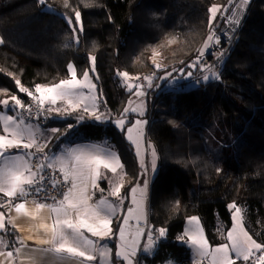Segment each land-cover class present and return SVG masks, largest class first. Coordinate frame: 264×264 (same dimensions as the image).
<instances>
[{
	"label": "trees",
	"instance_id": "16d2710c",
	"mask_svg": "<svg viewBox=\"0 0 264 264\" xmlns=\"http://www.w3.org/2000/svg\"><path fill=\"white\" fill-rule=\"evenodd\" d=\"M70 2L81 12L83 31L75 34L78 43L65 19L74 13L63 6V0H47L51 10L38 0L0 1L4 40L0 90H7L0 91V99L12 95L25 99L14 77L34 91L36 84L53 85L69 78V63L80 77L90 70L111 116L78 120L72 114L54 123L61 125L58 134L73 125L70 129L87 139H109L125 165L122 193L129 196L141 177V167L125 130L114 121L124 114L134 90L129 91L117 70L133 77L152 75L147 137L158 149L159 162L151 183L150 223L156 231L165 228L166 236L152 254H141L139 264H161L171 258L190 264L191 250L178 240L187 217H201L210 240L216 242L218 226L227 229L233 223L228 207L233 202L245 208L248 228L264 244V0L247 4L230 49L210 72L199 67L208 51L203 50L196 67L191 65L207 36L222 29L239 0L231 4L229 0ZM212 4L220 5L221 11L210 27ZM173 36L177 42L169 45ZM152 45L162 53L163 69L152 64ZM89 54L96 57L94 72ZM211 122L217 124L225 148L217 157L207 139L206 123ZM119 226L115 221L114 234ZM114 259L115 264H124L116 255Z\"/></svg>",
	"mask_w": 264,
	"mask_h": 264
},
{
	"label": "snow or ice",
	"instance_id": "6c2138e0",
	"mask_svg": "<svg viewBox=\"0 0 264 264\" xmlns=\"http://www.w3.org/2000/svg\"><path fill=\"white\" fill-rule=\"evenodd\" d=\"M232 0H229L231 4ZM38 3L47 5V0H38ZM249 0H240L239 7H244ZM65 8H72L74 16L65 15L73 34L75 42H79L77 31H83L81 12L78 8L72 7L70 0H63ZM88 5L86 4L85 7ZM210 13L209 26L221 11V6L212 4L208 9ZM226 11V9H225ZM230 22L239 24L238 18L228 17ZM73 21L76 23L74 24ZM215 40L219 43V38L214 32L207 36L196 61L192 67L197 66V62L203 55V50L209 47ZM177 37L173 36L168 40V44H175ZM4 43L0 37V44ZM161 55L153 49L152 62L156 68L163 65L157 62L156 57ZM222 55V53H221ZM91 70L95 71L96 57L89 54ZM206 70H211V65H201ZM70 78L60 80L53 85L36 84L35 90L30 91L15 78V84L19 86L21 93H26L37 105V117L41 112L57 113L60 115H70L72 112L83 107V111L90 112L96 120L106 119L102 113H98L97 97L94 93L95 84L92 83L89 71L85 69L82 77H77L76 66L72 63L68 65ZM117 74L124 78L125 85L129 89L136 88V95L143 97L146 93L142 90V84L130 83L132 80H139L140 76L133 77L127 71L117 70ZM8 75H13L8 73ZM169 76L171 73L168 74ZM192 75L191 72L188 73ZM144 80L148 81V87L152 86V75H145ZM208 80V76L203 77ZM82 89H88L85 94ZM7 92V90H0ZM63 101L68 107H51L57 101ZM11 101V104H10ZM129 100L128 107L123 109L126 115L129 111L139 112L143 115V101L138 107H132ZM45 104L50 105L45 109ZM0 105L12 111L21 109L32 115V104L25 105L16 95L10 98L0 99ZM78 120H83L84 116H78ZM115 123L124 128L126 119L124 116L117 119ZM147 124L146 120L137 119L132 127L127 129V138L136 146L137 155L140 156V164L143 173L149 171L144 164L141 154V142L143 139V127ZM0 234L12 232L16 234L12 237L19 246H10V242L0 235V264H52V262H64V264H112V249L99 241L113 236V218L120 215L123 211V202L128 196H122L121 190L124 187L123 164L120 162L119 155L111 150L93 151L84 148H69L59 156L49 157L45 153L48 141L43 143L37 136L38 129H34L30 123H25L23 112L16 115H8L0 111ZM69 128L73 125H68ZM53 133L59 129H52ZM135 132V136L133 133ZM12 150H23L22 154H13ZM38 156V163L31 162V157ZM152 162L151 171H156L157 154L155 148L151 151ZM53 170V176L49 178L52 189L59 188L60 198L56 196L44 195L42 174L44 169ZM58 169L62 174L61 179L54 178L55 170ZM105 170V171H102ZM111 173L113 179H109L110 185L107 194L100 188L99 181L107 179V174ZM99 191L100 199L92 203V199ZM148 180L141 185L139 182L131 188V203L134 207L127 209V215L123 217L122 223L118 228L119 246L116 256L125 261L126 264H135V257L140 250L139 241L144 235L143 228L139 227L143 219L146 223V212L144 202L147 199ZM31 197V200H29ZM110 197H114L115 201ZM7 198V199H4ZM14 201H17L14 203ZM51 201V202H49ZM175 207L179 208V201ZM233 209V224L227 232V243L212 246L199 224V218L192 216L188 218L189 225L195 224V228L186 230L185 235L178 237V240L188 244L195 254L194 264H237L238 261L249 262L251 264H264V244L258 243L247 232L243 225L242 209L235 202L228 205ZM13 212L15 215H13ZM46 213V214H45ZM20 218H26L34 223L30 226V231L34 230L42 236L20 235L23 231L21 225L17 223ZM135 219L137 227L135 234L128 232L129 220ZM86 233L90 234L87 235ZM131 236V238H130ZM166 236V229L160 228L156 237L149 232L147 234L148 243L144 245V251H151L157 244V238ZM187 237V239H186ZM96 238V239H94ZM35 239V246L28 244L29 240ZM257 253H261L257 255Z\"/></svg>",
	"mask_w": 264,
	"mask_h": 264
},
{
	"label": "crops",
	"instance_id": "0c3cea01",
	"mask_svg": "<svg viewBox=\"0 0 264 264\" xmlns=\"http://www.w3.org/2000/svg\"><path fill=\"white\" fill-rule=\"evenodd\" d=\"M239 5H240V3L236 4V6H235L237 8L236 17L239 20H242L244 15H245V11L243 12L242 10H239V9L243 8V7L242 8L239 7ZM0 37H1V35H0ZM212 44H213V42H212ZM212 44H209V47L207 49H204V51L207 52L208 50H210ZM139 80H140V82L142 81L141 78ZM101 103L102 102L100 100V104ZM10 104H11V101H10ZM133 104L134 105L137 104V101L136 100L133 101V103L131 105L132 107H133ZM45 105L47 107L50 106L48 104H45ZM51 107H57V106L53 105ZM2 111L5 112L8 115H16L18 113L17 109L15 111H12L9 108H4V107H3ZM82 112H84V111L83 110H79L78 112L77 111L76 112H72L70 115H72V114L75 115L76 114L78 116H81ZM131 112L132 111H129L127 114H130ZM86 114H88V113H86ZM70 115H60V114H57V113H47V121L45 123H42V124L41 123L38 124V123H35L33 121H29V120H25V119L24 120H25V123L32 124L34 129H38V131H37L38 138L42 137L43 139L48 141V143L52 147L51 157L59 156V155L65 153V151L67 149H69V148H84V149L93 150V151L111 150V151H114L115 153H117L119 155L120 162L124 166L123 167V172L125 173V165H124V163H123V161L121 159L119 151L117 150L115 145L110 142L109 139H104V140H101V141L87 139L83 134L76 133L75 132V128H72V129L68 128V130L62 129V131L59 134H58V132L53 133L51 131L52 129H59L60 130V128H61V125H58L57 123H54L55 121L64 120ZM56 116H58L59 118L57 117V118L54 119V117H56ZM117 118H120V117H117ZM84 119L86 120V117H84ZM0 134H2V132H0ZM12 152H13V154H22L23 150H12ZM102 171H105V170L102 169ZM141 174H142V170H141ZM110 177L113 179L112 174L108 173L107 174V179H101L98 182L100 188H103L105 190V193H104L105 195L107 194V192L109 190V187H110V185L108 183V180H109ZM125 179L126 178L124 176V184H125ZM144 180H146V175H144V177H140L138 182L140 183L141 181H144ZM149 180H150V191L149 192H151V183H152L153 177L149 178ZM122 190H121V195L124 196L123 193H122ZM100 196H101L100 192L96 191V194L93 197L91 202L95 203L97 200L100 199ZM110 199L115 201L114 197H110ZM131 206H132V204H131V196L129 195L128 199H125L124 202H123V211L120 213V215H118L117 217L113 218V222H112V225H111L112 228H113V236L111 238H107L105 240L99 241V243L106 244L109 248L112 249V264H115L114 257L116 255V252L118 250V246H119V243H120L119 237H118V232L116 234H114V222L115 221H119V223L121 224L122 220H123V217L127 215V209L129 207H131ZM147 206H149L148 207V221L145 223V225L144 224H141V225L139 224V227L143 228V230H144V235L140 238V241L143 240L144 242H147V234L149 233V230H148L149 226L148 225H149V219H150V196H149V203H148V205L146 204V207ZM0 211H5L6 212V210H4V209H0ZM13 215H15L14 212H13ZM17 223L20 224L21 228L23 229V231L21 233H19L20 235H23L24 237H28L29 235H33V236L40 235V236H42V234H37L34 230H32V231L29 230L30 226L32 224L39 223V221L32 222V221H29L26 218H20V219L17 220ZM136 227H137L136 220L135 219H130L129 220V225H128V232L131 233L132 235H134L135 231H136ZM10 233H11L10 234L11 238L16 234L15 232H12L11 229H10ZM86 234L90 235L88 233H86ZM114 235H116V238H115ZM130 238H131V236H130ZM94 239H96V238H94ZM12 240L15 243V246H19L18 243L13 238H12ZM28 244L30 246L34 247L35 246V239L29 240ZM113 244H115V246ZM154 249H155V247L151 251H148L147 253H145L146 251H142V253L143 254H152ZM142 253H141V249H140V251H139L140 255L138 256V258L137 259H136V257L134 258L135 261H136V264H139V258H140ZM117 258H119V257H117ZM121 261H123V260H121ZM123 262H124V264H126L125 261H123ZM166 262L161 263V264H165ZM52 264H64V262H52ZM93 264H97V262H93Z\"/></svg>",
	"mask_w": 264,
	"mask_h": 264
},
{
	"label": "rangeland",
	"instance_id": "374dc122",
	"mask_svg": "<svg viewBox=\"0 0 264 264\" xmlns=\"http://www.w3.org/2000/svg\"><path fill=\"white\" fill-rule=\"evenodd\" d=\"M1 1V0H0ZM240 3V2H239ZM46 8L47 9H49L50 10V8L49 7H47L46 6ZM239 10H242L243 12L245 11V14H246V12H247V5H245L242 9H239ZM236 13H237V8L234 6V8L232 9V14H231V17H233V18H237L236 17ZM245 16V15H244ZM227 20H228V18H227ZM243 20V19H242ZM242 20H240V23H241V21ZM230 22V21H229ZM239 23V24H240ZM225 24H226V22H225ZM224 24V25H225ZM229 24V23H228ZM230 24L233 26V29H237V27L239 26V24H235V23H233V22H230ZM233 39V38H232ZM232 41V40H231ZM153 49H155L156 51H158L160 54H161V57H160V62H158V63H161V65H163V56H162V53H161V51H160V49L158 48V47H153V45L151 46V48H150V50H151V52H152V56H153ZM223 57V56H222ZM221 57V59L219 60V64L220 63H222V58ZM152 64H153V62H152ZM153 66H154V64H153ZM217 68V67H216ZM212 69H215V67H214V65L211 67V70ZM89 71V74H90V76H91V80H92V83H94L95 84V89H94V93H95V95H96V97H97V105H98V111L99 110H101V107H100V98H99V94H98V91H97V85H96V81H95V79H94V77H93V75L91 74V72H90V70H88ZM209 72H210V70H208ZM77 77L78 78H81L80 76H78V74H77ZM70 78V77H69ZM68 79V78H67ZM142 79V81L140 82V80H133V81H130V83H133V84H142L144 87H143V91L146 93V95L145 96H143V97H138L135 93H136V91H137V89L136 88H132V90H134V93H133V96H131V101L133 102L134 100H136L137 101V104H133V107H138L139 105H140V103H141V101H143V115H140V113L139 112H131L130 114H123L122 116H124V118L126 119V123H125V125H124V128L123 129H121L116 123H115V121L117 120V119H120V118H122V116H120V118H116L115 119V121H114V123L118 126V128L121 130V131H124L125 130V137L127 138V129L129 128V127H132L133 126V124L135 123V121L137 120V119H142V120H146L147 121V124L146 125H144V127H143V133H144V135H143V139H142V142H141V154H142V156H143V159H144V164H145V166H147L148 167V169H149V171L147 172V173H143V169H142V167H141V164H140V167H141V170H142V174H141V177H144V175H146V180H148V191H147V199L145 200V202H144V209H145V212H146V222L148 221V207L149 206H147L146 207V204L148 205V203H149V196H150V180H149V178H151V177H153L154 178V176L156 175V173H157V171H158V162H159V152H158V149L156 148V146L153 144V142H150L149 140H148V137H147V128H148V117H147V114H148V111H149V103H148V99H149V93H150V90H151V88H152V86L151 87H148V81H146V80H144L143 78H141ZM152 82H153V79H152ZM151 82V83H152ZM188 89H190V88H188ZM186 90V89H185ZM82 91L85 93V94H88L89 93V90L88 89H82ZM140 98V99H139ZM138 99V100H137ZM150 101L151 102H153V98H152V96H150ZM60 105V106H59ZM54 106H57V107H60L61 109H63L64 107H68L67 105H66V103L65 102H63V101H57V104L56 105H54ZM79 110H83V107H81ZM79 110H77V112L79 111ZM76 112V111H75ZM88 114H90V112H88ZM132 115H133V117H132ZM58 116H56V117H54V119L55 118H57ZM59 118V117H58ZM131 122V123H130ZM206 125H207V134H208V143H209V148H210V151L213 153V155L215 156L216 155V157H217V155H219V153H221V155H223V151H224V147L222 148V141H223V139H222V137L219 135V133H217V129H218V126H217V124L216 123H206ZM133 135L135 136V132L133 133ZM128 139V138H127ZM131 142V141H130ZM132 143V142H131ZM133 144V143H132ZM216 145V146H215ZM133 146H134V150H135V152H136V146H135V144H133ZM155 148V151H156V154H157V159H156V171L155 172H152L151 171V162H152V155H151V151H152V148ZM222 148V149H221ZM228 150V149H227ZM136 155H137V152H136ZM227 157V156H226ZM137 158H138V161H139V163H140V156H138L137 155ZM109 179H112L111 177L109 178ZM145 181V180H144ZM144 181H141L140 182V184L142 185L143 184V182ZM132 204V203H131ZM238 207H240L241 209H242V215H243V225H244V228L247 230V232L252 236V238L253 239H255L258 243H260L259 242V240L253 235V233L250 231V229L248 228V219H249V217H248V215H247V213H246V210H245V208L244 207H242V206H239V205H237ZM131 207H134V205H132ZM232 210V214H233V212H234V210L233 209H231ZM190 217H192V216H190ZM195 217H198L199 218V224H200V226L203 228V232H204V234H205V236L207 237V239H208V241H209V243L212 245V246H216V245H218V244H221V243H227L228 241H227V239H226V236H227V232L228 231H230L231 230V228H232V226H233V224L235 223V221L233 220V223H232V225H231V227H229V228H227V229H224L221 225H219L218 226V231L216 232V239H217V241L216 242H213V241H211L210 240V238H209V236H208V234H207V231H206V229H205V226H204V224H203V221H202V219H201V217H199V216H196L195 215ZM188 218L189 217H187V219H186V222H185V228H184V231H183V233L180 235V236H183V235H185V232H186V230L187 229H189V228H195V224H192V225H189V223H188ZM136 224H137V222H136ZM140 225L141 224H144L145 225V221L142 219L141 221H140V223H139ZM148 225V224H147ZM146 225V226H147ZM151 233L153 234V235H155V233L154 232H152L151 231ZM186 239H187V237H186ZM179 242L180 243H182V244H184V245H186L187 247H189L190 248V250H191V261H190V264H194V261H195V254H194V251L191 249V247L188 245V244H186V243H183L182 241H180L179 240ZM148 243V241L147 242H144L143 240L142 241H140L139 242V246H140V249H141V253H142V251H144L143 249H144V245H146ZM140 251V250H139ZM139 251H138V253H137V256H136V259L138 258V256L140 255L139 254ZM148 251H146L145 253H147ZM241 263H244L243 261H238L237 262V264H241ZM135 264H136V261H135ZM165 264H180V262L177 260V259H175V258H171V259H169Z\"/></svg>",
	"mask_w": 264,
	"mask_h": 264
},
{
	"label": "built area",
	"instance_id": "2783aa9c",
	"mask_svg": "<svg viewBox=\"0 0 264 264\" xmlns=\"http://www.w3.org/2000/svg\"><path fill=\"white\" fill-rule=\"evenodd\" d=\"M240 2V0H239ZM252 0H249L248 4H251ZM232 11L229 15H227L226 17V24L222 27V29L220 31H217L215 33V36L219 38V43H214L213 48L201 59L199 67L201 70H206L204 68L201 67V65H211L213 66L220 57L224 56L228 50L230 49V45H231V40L234 37L235 33H236V28L233 29V26L230 24L229 19L227 20L228 17H231ZM229 23V24H228ZM158 52V51H157ZM222 53V55H221ZM160 57L161 55L156 57V60L159 59L160 62ZM161 64V63H160ZM155 67V66H154ZM156 68V67H155ZM164 67L162 66L161 68H156L158 70L163 69ZM152 98H154V96L152 95ZM24 104H32V115L29 116L27 114L26 111L21 110V109H17V112H23L24 115V119L25 120H29V121H33L36 123H45L47 121V111L45 112H41V114L39 115V117H37V105L32 101V98L27 96V94L25 93V99L23 100ZM45 109H47V106H44ZM101 110L98 111L97 114H103L105 117H110V112L108 107L101 103L100 104ZM81 115H83L84 117H86L87 120H93L94 118L91 116V114H86L85 112H82ZM39 141L41 143H43L45 141V139H43L42 137H39ZM51 152H52V147L50 146V144L48 143V146L45 148V153H47V155L49 157H51ZM38 156L39 154H37V156L31 157V162L35 165L36 163H38ZM45 177V180L43 181V185H44V191L41 192V196L44 195H49V196H56L58 199L60 198L59 195V188L57 189H52L50 187V182H49V178L53 176V170H49L47 168L44 169L43 173H42ZM54 178L56 179H61L62 178V174L59 172L58 169L55 170V174H54ZM7 199V198H4ZM29 200H31V197H29ZM2 202V201H1ZM17 201H14V203ZM51 202V201H49ZM6 210V209H4ZM149 232H154L155 235L154 237H156V233L157 231L154 230L153 228L149 227ZM0 235H3L4 238L6 240H8L10 242V246H15V243L13 242L11 236L9 233H2ZM161 240V238H157V242H159ZM261 253H257V255H260ZM246 264H251V261L246 262Z\"/></svg>",
	"mask_w": 264,
	"mask_h": 264
},
{
	"label": "bare ground",
	"instance_id": "6f19581e",
	"mask_svg": "<svg viewBox=\"0 0 264 264\" xmlns=\"http://www.w3.org/2000/svg\"><path fill=\"white\" fill-rule=\"evenodd\" d=\"M214 43H215V40H214L213 45H212V47L210 48V50L213 48ZM210 50H208V52H209ZM208 52H207V53H208ZM207 53H206V54H207ZM206 54H205V55H206ZM205 55H204V56H205ZM204 56H203V57H204ZM157 62H159V59H157ZM47 108H48V107H47ZM47 113H48V112H47ZM35 123H36V122H35ZM38 124H39V123H38ZM148 226L151 227V228H153L152 225H151V223H150V219H149V225H148ZM243 264H246V262H244Z\"/></svg>",
	"mask_w": 264,
	"mask_h": 264
}]
</instances>
